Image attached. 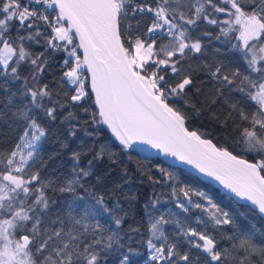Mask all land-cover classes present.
<instances>
[{"label": "snow or ice", "instance_id": "obj_1", "mask_svg": "<svg viewBox=\"0 0 264 264\" xmlns=\"http://www.w3.org/2000/svg\"><path fill=\"white\" fill-rule=\"evenodd\" d=\"M138 15L150 19L143 30L139 20L135 27L129 22ZM201 22L219 28L217 40H237L232 47L246 67L201 61L212 87L202 98L196 88L193 99L188 95L195 74L190 61L200 59L205 49L193 31ZM37 37L66 53L60 83L72 88L70 100H53V90L42 83L45 53L33 54L26 47L28 41L39 43ZM25 65L30 71L22 75ZM0 76L21 82L18 92L26 101L13 113L21 121V134L9 149H0V264H107L117 234L100 220L114 217L119 227L123 217L115 213L122 210L110 208L103 196L86 188L92 161L80 168V153L74 152L70 174L52 178L43 174L47 162L41 155L50 131L46 125L56 120L57 109L90 94L97 109L93 123L107 125L123 149L150 145L176 157L214 177L264 218V0H0ZM234 93L239 100L232 98ZM220 101L228 110L222 122L225 127L231 122L234 133L222 144L190 126L191 113L198 116ZM248 102L254 103L246 110L242 105ZM64 119L74 136L76 117L69 112ZM106 154L101 146L93 159ZM249 155L259 159L243 158ZM160 172L164 183L173 181L176 207L201 209L207 220L197 218L195 226L176 220L177 232L170 239L166 216L150 215L145 243L153 264H200L201 257L203 264H264V245L251 234L237 228L218 238L208 231L209 224L214 230L236 228L234 217L206 193L178 187L172 173ZM49 191L72 195L66 214L49 218L56 203ZM158 203L159 198L151 201L153 208ZM221 239L230 246L221 247ZM193 251L199 255L193 257ZM119 264H129V256Z\"/></svg>", "mask_w": 264, "mask_h": 264}, {"label": "trees", "instance_id": "obj_2", "mask_svg": "<svg viewBox=\"0 0 264 264\" xmlns=\"http://www.w3.org/2000/svg\"><path fill=\"white\" fill-rule=\"evenodd\" d=\"M137 1L141 2V0ZM217 15L221 19L224 18L223 14ZM138 20L141 30L150 24L148 16L141 18L139 15L129 22L135 27ZM15 28L16 26L13 27V33H15ZM205 33L211 35H205ZM20 35H27V33L21 31ZM193 35L205 45L204 55L200 59L193 58L190 61L195 69V74L194 86L189 89L188 95L195 99L196 88L201 89L200 98H202L212 87L209 76L200 67L201 61H206L209 64L214 60L222 61L230 67H240L242 71L246 65L239 59L238 50L232 47L233 44L238 43L237 40L225 37H221L220 40L216 39V36L220 35L217 26L201 22L194 29ZM233 35H238V32ZM37 39L40 41L39 43L28 41L26 47L33 54L45 53L48 64L43 74L42 83H48L53 90V100L60 99L61 102L65 99L70 100V96L73 94L72 88L60 83V77L64 71L61 65L66 58V53L62 50L48 48L45 42L46 37H37ZM29 71L27 65L21 68L22 75H27ZM20 88L21 82H14L8 77L0 76V149L2 150L9 149L22 132L21 121L13 116V113L26 103L24 97L19 95ZM232 98L239 100L240 94L234 93ZM253 103L248 102L242 106L249 110ZM85 108L88 109L87 112L84 111ZM96 111L94 96L91 94L81 102L70 103L64 108H58L56 120L48 122L46 125L50 131L48 137L42 142L41 155L47 162L43 174L52 178L62 179L70 174L75 166V161L72 158L74 152L80 153V168H88V162L92 161V175L87 178L86 188L98 196H103L110 208L118 205L122 210L115 213V217H123V222L119 227L112 223L114 217L105 216L100 220L105 229L117 234L113 238L112 248L106 253L107 264H119L124 255L129 256V264H153L149 259V250L145 243L149 237L147 228L150 215L158 217L163 213L170 221L165 225L166 235L170 239L175 236L177 232L175 221L179 220V208L171 198L173 181L164 183L165 177L161 174L160 168L172 173L178 187L188 186L193 190L206 193L222 210L227 211L230 216L235 218L236 228L223 226V228L214 230V227L209 224L207 228L210 233L218 238L226 237L236 233L238 228L241 233L251 234L256 244L264 245V218H261L255 211H251L248 205L236 203L233 198L211 183L181 168L172 167L159 157L143 156L132 148L123 149L102 123H93L92 116ZM227 111L226 106L220 101L216 105L205 108L198 116L191 113L190 126L208 133L206 138L212 139L214 143L219 141L222 144L225 139L230 142L234 135L231 122L227 127L222 122ZM69 112L76 117L72 121L75 126L74 136L67 131L69 123L64 119ZM214 116L219 119H215ZM101 146H105L107 154L103 159H93ZM243 158L249 159L251 162L259 159V157L254 159L250 155ZM149 177L161 182L153 184ZM48 195L56 201L48 213L49 218L54 219L56 214H66L67 202L71 201L72 195L62 194L58 191H49ZM157 198L160 203L153 208L151 201ZM185 215L188 217L187 220L180 218V221H195L194 213ZM189 224L195 226V222ZM230 243L227 239L220 241L221 247H229ZM181 247L182 251L187 250L185 245ZM192 255L195 257L199 254L193 251ZM200 264H203V257L200 258Z\"/></svg>", "mask_w": 264, "mask_h": 264}, {"label": "water", "instance_id": "obj_3", "mask_svg": "<svg viewBox=\"0 0 264 264\" xmlns=\"http://www.w3.org/2000/svg\"><path fill=\"white\" fill-rule=\"evenodd\" d=\"M81 53H82V50H81ZM104 126L110 132V134L112 135V137L118 141V139L111 132V129L108 128L107 125H104ZM132 149H134L140 155H143V156H147V157H159V158L165 160L170 166L176 167V168H181V169L189 172L190 174H193V175L199 177L200 179H202V180H204L206 182L211 183L213 186L221 189L226 195L232 197L235 202H237L239 204H246L250 208H252V206L250 205V202L244 201V200H240L239 198H237L233 193H231L222 184H220L219 181L215 180L214 177L207 176L206 174L199 172V170L196 169L194 166L188 165L187 163L178 160L176 157H172L170 155H165L162 151H160L158 149H154L150 145L133 146Z\"/></svg>", "mask_w": 264, "mask_h": 264}, {"label": "rangeland", "instance_id": "obj_4", "mask_svg": "<svg viewBox=\"0 0 264 264\" xmlns=\"http://www.w3.org/2000/svg\"><path fill=\"white\" fill-rule=\"evenodd\" d=\"M193 200L195 202H203L201 198H198V197H195V196H193ZM188 209H189L188 212H184L183 209L179 208V212H178L179 220H180V218L182 220H187L188 217H187V215H185L187 213H194L196 215L195 221H188V223L196 222L197 218L203 219L205 221L207 220L206 214H204L201 209H197V208H195V207H193L191 205H188ZM189 220H192V219H189ZM176 229H177V226H176Z\"/></svg>", "mask_w": 264, "mask_h": 264}]
</instances>
